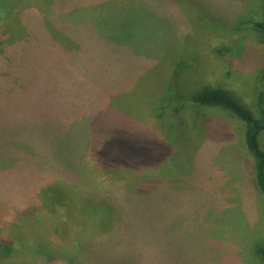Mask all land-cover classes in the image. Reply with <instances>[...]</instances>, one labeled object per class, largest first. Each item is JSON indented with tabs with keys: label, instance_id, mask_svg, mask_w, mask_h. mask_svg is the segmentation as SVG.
I'll list each match as a JSON object with an SVG mask.
<instances>
[{
	"label": "rangeland",
	"instance_id": "1",
	"mask_svg": "<svg viewBox=\"0 0 264 264\" xmlns=\"http://www.w3.org/2000/svg\"><path fill=\"white\" fill-rule=\"evenodd\" d=\"M10 2L0 1V150L14 149L1 140L7 113L19 119L21 108L52 112L61 134L100 122L145 145L167 141L161 121L168 105L183 114L170 129L178 133L177 146L152 164L105 171L94 153L110 132L88 140L86 159L81 156L86 175L121 198L96 228L86 225L76 194L64 198L62 234L47 227L50 217L16 223L12 216L39 202L53 173L63 169L59 160L52 165L46 155L31 156L42 152L34 144L38 127L29 133L32 140L20 139L22 156L0 153V246L11 247L6 239L13 234L21 245L12 257L0 249V264H262L264 194L255 184L245 124L224 109L183 99L220 87L259 115L264 55L245 58L261 42L252 27L262 19L259 0ZM159 90L165 94L160 103ZM100 105L103 120L79 124L77 115L84 109L95 115ZM258 140L264 150V131ZM76 166L67 168L75 172ZM99 243L105 249L97 250Z\"/></svg>",
	"mask_w": 264,
	"mask_h": 264
},
{
	"label": "trees",
	"instance_id": "2",
	"mask_svg": "<svg viewBox=\"0 0 264 264\" xmlns=\"http://www.w3.org/2000/svg\"><path fill=\"white\" fill-rule=\"evenodd\" d=\"M0 1L2 2V6L7 7L9 5V0ZM11 1L13 3L16 0ZM259 4L262 9V19L254 21L252 27L261 35V42L257 45V48L247 49L245 51V58H255V54L257 53H260L261 56L264 55L261 52L264 49V0H259ZM2 6H0V10L3 9L1 8ZM221 48L216 49V51L219 52ZM176 65L177 64L174 65L175 75L179 76L178 71L181 65ZM159 92L161 94L159 97L160 103L163 102L165 94H163L164 91L162 92L159 90ZM228 93L231 95L230 92L220 87H203L198 92L192 93L190 98L183 99L186 103L188 99L192 104H197L201 107L224 109L245 124L244 141L249 154L255 161L253 165L255 184L264 194V150L260 148L258 140L259 134L264 131V87L257 99L259 109L258 116H256L253 111L247 108L244 104L235 100L232 95L231 97ZM176 94H179V92H176ZM23 103L24 100L21 101L22 107H26ZM39 106L40 103H37V101L33 104L35 111L37 110L38 112V108H42ZM100 106L101 107L98 108V113L95 115H92L89 110L84 109L83 115H77V118L80 117L79 124L100 121V119L103 120L105 118V110L102 108L104 107L103 105ZM32 112L34 111L29 112L25 108H21V114L19 115L20 120L14 117L13 119H10L7 113V125L9 129L7 130L8 133L1 141L8 140L9 145L14 149L0 150V153L3 152L6 154V152L9 153L10 151V156L12 154L16 157H18L17 154L22 156L25 145L24 141H26L27 137L30 140L36 137L29 135V133H31L32 128L38 127V132L41 131V133L37 134L38 136L34 141V144L36 143L38 147H42V152H38L39 149H37V154H35L29 149V152L33 153L31 156L41 158L46 155L50 159L52 165L59 160L60 162L56 163V165H59L56 167L63 169V171L60 170L53 173L54 179H51L52 181L50 183H46L42 198L39 202H30L26 209L23 207L18 213H15L12 216V219L16 223L23 224L33 219V215H36V217L41 220L45 219V221L50 217V221H46L47 227L51 230L54 229L56 231L55 233L59 234H62L60 225L65 214H67V206L63 201L64 198H67L70 194H76L78 198L82 200L85 207L81 209V212L83 214L85 213L87 216L88 220L86 225L92 228L98 227L105 221V219H107V217H111L113 211H115L116 203L121 200V198H119L120 194L118 193V190V192L113 188L105 190L94 180L95 178L86 175L85 170L87 171L88 169H85V167L87 165L82 163V161L86 159L84 151L88 147L87 142L89 139L93 136L96 137V135H99L101 132H110L94 153V162L96 163V166H99L105 171L111 172L118 166L123 168H134L138 167L139 164H152L159 162L171 154V150L175 145L177 146L176 143L178 142H176V136H178V133L172 134L170 129L172 126V131H174L173 129L175 128V125L178 124L180 116L183 114V110H181L180 107L173 104L168 105L165 113H163L164 116L161 121V126L165 132V139L167 141L158 144L154 142L152 143L151 141V145H145L136 136L135 138L128 137L127 133L129 132L122 130L120 127L107 129L104 128L100 122L97 124L98 126L95 127H88L86 125L85 128L87 129L83 132L84 134L82 132H74L71 128L61 134V131L56 127V124L53 125L54 118L52 112L47 115H37ZM75 114L76 113L74 112L73 115ZM20 139L24 141H21ZM57 139L60 140H58V142L53 141ZM82 155L84 156V159L81 157ZM75 164H77L76 167L80 168L75 172H71L67 167ZM29 166L31 167L29 170L31 172L30 174H33L34 166L28 165L27 167ZM4 173L5 171L1 174ZM81 182H86L82 184L91 185L92 187H95L96 190L94 189L92 192L89 189L87 190ZM27 217H29V219L25 220ZM82 228L83 227H81V229ZM13 235H10V239H6L11 247L0 246V249L4 251V254H8L9 257H12L15 250L19 251L18 246L21 247ZM93 244L96 243L93 242ZM95 247L96 249L99 248L97 249L99 251L105 249L104 245L101 243L97 244ZM257 252L261 258L262 264H264V245L257 250ZM52 259L53 258L49 257L48 260L51 261ZM48 263L50 262H47L46 264ZM68 263H70V261H68L67 264Z\"/></svg>",
	"mask_w": 264,
	"mask_h": 264
}]
</instances>
